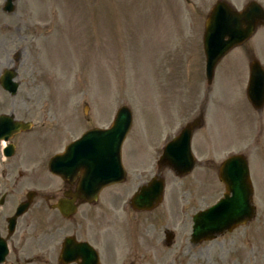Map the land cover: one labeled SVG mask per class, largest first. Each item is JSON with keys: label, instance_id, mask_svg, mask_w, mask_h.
<instances>
[{"label": "rangeland", "instance_id": "1", "mask_svg": "<svg viewBox=\"0 0 264 264\" xmlns=\"http://www.w3.org/2000/svg\"><path fill=\"white\" fill-rule=\"evenodd\" d=\"M58 1L14 0V11L6 13L0 0V71L14 66L12 59L19 55L20 84L14 99L0 89V113L14 110L17 119H31L35 133H45L51 154L84 130L109 127L116 110L129 107L132 125L122 148L127 181L107 189L100 203L118 197L109 202L115 200L117 207L131 197L156 175L159 146L195 119V129L205 125L194 131L191 148L207 163L197 162L182 177L161 167L162 204L150 212L129 209L124 218L138 225L134 215L139 216L143 246L139 241L135 256L127 258L128 244L113 238L101 264H264V109L254 111L244 98L248 63L264 60V25L218 63L207 85L201 36L210 9L221 0ZM222 1L241 10L249 0ZM256 1L264 9V0ZM81 9L83 15L77 13ZM51 128L56 130L49 133ZM34 148L39 152V141ZM35 153H29L31 158ZM238 153L251 168L253 219L231 234L190 244L191 215L222 196L218 166ZM36 177L21 185L49 192L61 186L46 173ZM94 210V224H122L126 215L112 211L106 216L97 204ZM166 230L175 236L172 247L164 241ZM111 245L120 246L116 259L108 257ZM172 252L177 255L173 262Z\"/></svg>", "mask_w": 264, "mask_h": 264}, {"label": "flooded vegetation", "instance_id": "2", "mask_svg": "<svg viewBox=\"0 0 264 264\" xmlns=\"http://www.w3.org/2000/svg\"><path fill=\"white\" fill-rule=\"evenodd\" d=\"M33 125L29 131L13 136L6 144L8 151L0 148V254L2 244L6 248L1 264H75L76 258L79 261L80 243L95 247V243L102 240L106 245H102L105 251L108 249L109 239L114 237L116 242L118 235L126 237L131 245L128 256L134 257V247L144 240L139 230V216L134 215L138 225L123 224L118 227L115 223L94 224V206L98 204L99 211L103 210V213H117L116 201L114 200L113 204L109 202L118 197H105V205L100 203L101 195L97 203L92 204L75 198L78 176H75L70 184L47 172V161L51 156L47 158L46 135L39 132L38 136L35 133V123ZM38 141L41 147L39 152L34 148ZM33 151L36 153L31 158L29 153ZM15 170L16 175H13ZM41 172L60 182L59 190L49 192L41 187H32L30 183L21 185L25 179L36 177ZM19 186L22 190L18 189ZM33 188L36 191H31ZM72 199L74 209L71 213V208L68 207L63 208L64 212L51 207L61 200L67 205ZM27 201V210L15 218L12 224L11 218L17 207ZM64 213L69 216L65 217ZM170 238L172 247L173 235ZM118 250L119 246L111 245L109 254H112L108 257L115 258ZM176 256L174 252L171 253L172 262Z\"/></svg>", "mask_w": 264, "mask_h": 264}, {"label": "water", "instance_id": "3", "mask_svg": "<svg viewBox=\"0 0 264 264\" xmlns=\"http://www.w3.org/2000/svg\"><path fill=\"white\" fill-rule=\"evenodd\" d=\"M12 0H7L5 10L12 11ZM204 49L207 56L206 75L211 79L213 68L217 61L233 46L245 41L253 32L258 20L264 18L261 7L251 2L242 12L233 11L225 2H217L209 16ZM13 85V90L16 88ZM264 74L257 62L250 66V82L247 88V97L255 106L263 102ZM9 121V120H7ZM10 123V122H9ZM14 130L23 125L11 124ZM130 127V112L122 107L118 110L116 119L109 130H93L86 133L79 141L70 145L66 150V159L76 161L78 165L87 170L86 180L81 182L83 190L91 194L93 187L95 193L103 185L114 182L116 174L121 176L119 156L120 145ZM56 161V160H55ZM58 161V160H57ZM166 161L178 173H187L192 166L189 154V134L185 130L178 142L169 149ZM57 171V165H53ZM220 179L231 192V197H225L215 206L193 217L194 226L192 237L213 238L215 234L225 229L230 230L234 225L242 223L253 213L250 205L251 188L248 180V170L242 156L228 158L220 168ZM163 192L162 181H153L143 187L133 198L136 208L149 209L153 202L161 199ZM90 264H97V258L89 254ZM87 260V261H88Z\"/></svg>", "mask_w": 264, "mask_h": 264}, {"label": "bare ground", "instance_id": "4", "mask_svg": "<svg viewBox=\"0 0 264 264\" xmlns=\"http://www.w3.org/2000/svg\"><path fill=\"white\" fill-rule=\"evenodd\" d=\"M9 30V29H8Z\"/></svg>", "mask_w": 264, "mask_h": 264}]
</instances>
